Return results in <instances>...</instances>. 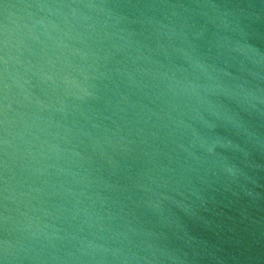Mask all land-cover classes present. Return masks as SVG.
I'll use <instances>...</instances> for the list:
<instances>
[{"label": "water", "instance_id": "1", "mask_svg": "<svg viewBox=\"0 0 264 264\" xmlns=\"http://www.w3.org/2000/svg\"><path fill=\"white\" fill-rule=\"evenodd\" d=\"M0 264H264V0H0Z\"/></svg>", "mask_w": 264, "mask_h": 264}]
</instances>
